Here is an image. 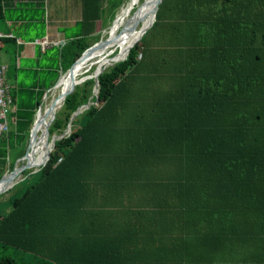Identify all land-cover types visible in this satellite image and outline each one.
I'll return each instance as SVG.
<instances>
[{"label":"trees","instance_id":"1","mask_svg":"<svg viewBox=\"0 0 264 264\" xmlns=\"http://www.w3.org/2000/svg\"><path fill=\"white\" fill-rule=\"evenodd\" d=\"M126 2L82 0L62 73ZM127 51L97 96L87 79L57 110L48 162L23 172L0 213V264H264V0H163ZM11 95L0 178L26 153L37 112L23 105L17 118L26 97Z\"/></svg>","mask_w":264,"mask_h":264},{"label":"crops","instance_id":"2","mask_svg":"<svg viewBox=\"0 0 264 264\" xmlns=\"http://www.w3.org/2000/svg\"><path fill=\"white\" fill-rule=\"evenodd\" d=\"M65 5H70V8L67 9L66 13H63V10L59 9L62 3H54L53 0H46V3L45 0H5V18L0 24V32L12 35L8 38L15 39V42L6 41L7 43H5L8 44L6 46L2 43L0 62L7 66L6 80L12 90L14 89L18 93L27 90L25 87H21V83L25 79L19 75V70H22L20 65L22 57L28 60L36 59L38 62L39 51L44 52L47 48L57 45L59 46L57 62L58 65H61V47L73 38L82 36V0H66ZM99 21L102 22V20ZM69 23L77 27L71 36H68L64 29V24ZM45 40L48 43L44 47L41 42ZM11 44L14 46L13 49H16V69L11 68V57L7 52V46ZM55 66L57 67V63L50 64L47 66V70L53 71ZM38 71L35 70V73ZM38 82L36 81L30 88H34ZM15 106L17 105L15 104Z\"/></svg>","mask_w":264,"mask_h":264},{"label":"water","instance_id":"3","mask_svg":"<svg viewBox=\"0 0 264 264\" xmlns=\"http://www.w3.org/2000/svg\"><path fill=\"white\" fill-rule=\"evenodd\" d=\"M162 1L163 0H143V2L139 6H137V8L135 9V11L132 14V16L128 19V24H129V25L127 24L129 26L128 27V34H130L133 31H135L136 27L141 23V27H140L141 30L140 31H141V38H142V36L147 32V30L153 26V24H154V22L156 20V16H157V12H158V9H159V5L162 3ZM135 4L136 3L134 2V0H131L130 3L127 4V7L129 8V10L126 12V14L132 8H135ZM123 13H124V8L122 9L121 13L119 15H117L115 17V19L113 20V23H112V25L110 27L111 29L114 27V25L117 22L118 18L120 16L121 17L123 16ZM146 22H147V24L144 25V23H146ZM126 28H127V26H126ZM110 41H111L110 36H108L106 39H104V40L101 39L98 42H96L95 44H93L92 46H90L88 49H86L83 52V54L81 55V57L78 58L66 72L61 73V75L59 76V79L57 80L55 85L48 90V91H50L51 89H56L60 85L61 79L65 75H68L69 78L71 79L70 86L66 90L61 91L59 93V95L52 100L51 104L44 109L43 114H42V110H43L42 105H40V107L38 108V111L36 113V117H35L32 129H31L30 139H29V144H28L27 151L24 154V156H22L21 158H19L16 161L15 168L12 171H10V172L5 173L0 178V194L4 193L9 188H11L14 185V183H15V179L17 177H19V175L22 172H24L27 169H33V168H36L35 171H37L38 168H40L41 166L45 165L48 162V160L50 158L51 151H52L53 146L55 144V141L58 138L56 135H54L50 139V131H49L50 125L52 124L53 120L56 117V112H57L58 108H60L62 106V104H63L64 100L66 99V97L75 90L76 85L84 82L87 79L94 78L95 81H96L95 89H94V95L97 96V94L99 92V79H98V77L104 70L95 71L93 75H87V76L82 77L79 80H76L75 79L76 68H77V65L81 61L88 59L90 57L91 53L95 49L105 46ZM136 43L132 44L131 48ZM127 56H125L123 59H120L117 62H121V61L127 59ZM48 91L46 93V96L48 94ZM90 105H91V102L79 107V109L75 112V115H77L80 112H82V110L84 108H89ZM47 118L49 119L48 122L46 121ZM43 122L45 123V127L46 128H45L44 133L42 132V134L47 137V140H48L47 148H48V150H47V154H46L45 159L41 163H38V166H37L36 162H33V161L30 160L29 154H30V149H31L32 142L34 140H36L37 137H38L37 130H38L39 126L41 124H43ZM70 131H71V125L69 124L68 127H67L66 132L69 133ZM42 134H41V136H42ZM63 135H61V136H63ZM21 160L25 161V163H22V164H20V166H17L18 162H20Z\"/></svg>","mask_w":264,"mask_h":264},{"label":"rangeland","instance_id":"4","mask_svg":"<svg viewBox=\"0 0 264 264\" xmlns=\"http://www.w3.org/2000/svg\"><path fill=\"white\" fill-rule=\"evenodd\" d=\"M130 1L131 0H127L125 5L119 10L117 15H119L121 13L123 8L124 9H125V7L127 8V4H129ZM53 2L54 3L55 2L62 3V6L59 9L63 10V13H66L67 9L70 8V5H65L66 4V0H58V1L53 0ZM45 3H46V0H45ZM141 3H142L141 0H139L138 3L135 4V8H132L129 11V13H127V15H128L127 19H129L132 16V14L134 13L135 9L137 8L136 6H139ZM112 23H113V21H112ZM112 23L109 24L108 21L104 22V23L101 22V21L98 22V24H97V33H98V35L100 36L101 39L104 40V39H106L108 37V35H109L108 32L111 29L110 27H111ZM64 29H65L67 35L71 36L76 31L77 27L72 26V24L69 23V24H64ZM58 49H59V46L53 45V46L47 48V50L44 51V52H40L39 51L38 54H39L40 58H39L38 62H36V59L28 60V59H26L24 57L21 58L20 65L22 66V70H19L20 71L19 75L21 76V78L23 77L25 79V80L23 79L24 82L21 83V87H25V89H27V90L24 91V94H25V97H26L24 99V101H25L24 103L25 104H23L22 101L19 102L20 112L18 113V115H16L17 118L22 119L21 117H22V114H23V111H22V106L23 105H26L25 107H28L29 109L35 108V111H38V108L40 107V105H38V100L39 99H42V102H43V104H41L42 107H43V110H42V114H43L44 109L46 107H48L51 104L52 100L54 98H56L59 95V93L62 91L63 87L61 88V91H60V89H58L61 84L56 89H51L50 91H48L50 89L49 88V89L46 90V87H50V85L54 81L58 80V78H59V76H60V74L62 72V66L60 64L58 65V62H57V60H58L57 58L59 56V55L57 56ZM127 50H129V48ZM127 50H125V52ZM125 52L117 53L116 55L123 54ZM55 63H57V67L55 66L56 69L54 68L53 71H48L47 70V66L50 65V64H55ZM113 65H111V66H113ZM97 66L98 65L93 66L92 69L87 73V75H93L95 70H96V68H97ZM42 67H43V70H41ZM35 70H39V71L37 73H35ZM76 73H77V71H76ZM87 75L79 76V77H77L75 79L79 80L82 77L87 76ZM67 78H69V77H67ZM65 80L66 79H64V82H65ZM36 81H39L38 84L34 88H30ZM69 81L71 82L70 78H69ZM63 86H64V84H63ZM31 89L35 90V92L32 95H30L28 93L29 90H31ZM94 89H95V87H94ZM94 89H93V94L91 95V97L94 95ZM44 91H45V93H43ZM47 91H48V94L46 96ZM36 107H37V110H36ZM32 118L33 117L31 115V116L28 117V120L30 121ZM41 126L42 125H40L38 130H37L38 144H39V138H40L39 131L41 129ZM18 127H19L20 133H25V135L27 137V131H28L27 125H25V123L21 122ZM23 143L24 142H21V146L24 147L25 144H26V140H25V143L24 144ZM36 147H33V144H32L30 152H31V150H33V148H36ZM27 148H28V146H27ZM22 163H25V161L21 160L20 162H18L17 166H20V164H22ZM35 170H36V168H33L32 171H35ZM27 177H28V175H25L22 172L19 175V177H17L15 179V183H14V185L12 187L9 188L4 193L0 194V213H5L6 211H8L10 209L12 199L15 196L14 194L16 192H18V190H19L18 187H17L18 189H16L14 186L17 185L20 181H22L23 179H25Z\"/></svg>","mask_w":264,"mask_h":264},{"label":"bare ground","instance_id":"5","mask_svg":"<svg viewBox=\"0 0 264 264\" xmlns=\"http://www.w3.org/2000/svg\"><path fill=\"white\" fill-rule=\"evenodd\" d=\"M139 0H134V2L137 4ZM129 10V8L125 7L124 9V13L123 16L119 17L117 22L115 23L114 27L112 29L109 30V35L111 41L106 44L103 47H99L97 49H95L90 57L88 59H86L85 61H81L76 68V75L75 78L79 77V76H83V75H87V73L92 69L93 66L98 65L95 71H102L105 70L106 68H108L109 66L113 65L114 63H116L117 61H119L120 59H123L125 56H127L128 51L125 52V50H127L128 48L131 47L132 44L136 43L140 38H141V23L136 27L135 31H133L132 33L128 34V19H127V14L126 12ZM129 13V12H128ZM128 24V25H127ZM146 23H144V25H146ZM127 26V28H126ZM125 27V28H124ZM121 52H125L123 54H119L116 55L117 53H121ZM69 77L68 75L63 76V80L61 79L60 82V86L58 89L62 88V91L66 90L71 82L69 81ZM64 79L65 82H64ZM64 84V86H63ZM86 109V108H84ZM83 109V110H84ZM82 110V111H83ZM48 118L46 119V121L48 122ZM41 129L39 131V144H38V140H34L32 142L33 150H31L30 154H29V158L31 161L36 162L37 166L38 163H41L47 154V137L45 135L42 134V132L44 133L45 131V123L43 122V124H41ZM42 134V136H41ZM31 144V146H32ZM41 154V155H40Z\"/></svg>","mask_w":264,"mask_h":264},{"label":"built area","instance_id":"6","mask_svg":"<svg viewBox=\"0 0 264 264\" xmlns=\"http://www.w3.org/2000/svg\"><path fill=\"white\" fill-rule=\"evenodd\" d=\"M12 37V35L0 32V39ZM45 47L47 41H42ZM7 66L0 62V138L10 130L12 113L15 110L14 99L11 95V88L6 80Z\"/></svg>","mask_w":264,"mask_h":264}]
</instances>
